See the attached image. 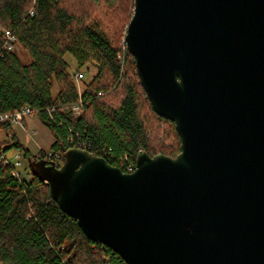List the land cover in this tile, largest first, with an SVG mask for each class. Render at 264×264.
I'll return each instance as SVG.
<instances>
[{
	"label": "water",
	"instance_id": "1",
	"mask_svg": "<svg viewBox=\"0 0 264 264\" xmlns=\"http://www.w3.org/2000/svg\"><path fill=\"white\" fill-rule=\"evenodd\" d=\"M124 41L179 152L124 173L62 148L32 176L126 264H264V0H134Z\"/></svg>",
	"mask_w": 264,
	"mask_h": 264
},
{
	"label": "trees",
	"instance_id": "2",
	"mask_svg": "<svg viewBox=\"0 0 264 264\" xmlns=\"http://www.w3.org/2000/svg\"><path fill=\"white\" fill-rule=\"evenodd\" d=\"M133 9L134 0H0V27L16 38L8 51L0 31V114L32 110L52 134L47 152L62 161V148L77 143L124 173L134 171L141 150L149 157H175L180 139L174 124L153 112L135 61L122 48ZM16 47L27 54V63ZM66 54L77 70H96L81 93ZM76 105L79 115L72 112ZM12 128L0 124L10 131L0 157L15 150L26 160H40L45 152L32 155ZM0 264L126 263L89 240L51 199L46 184L35 177L16 179L0 158Z\"/></svg>",
	"mask_w": 264,
	"mask_h": 264
},
{
	"label": "rangeland",
	"instance_id": "3",
	"mask_svg": "<svg viewBox=\"0 0 264 264\" xmlns=\"http://www.w3.org/2000/svg\"><path fill=\"white\" fill-rule=\"evenodd\" d=\"M123 39H121V42ZM16 54L22 61V63H27L28 56L27 54L22 51L19 47H16L15 50ZM64 59L66 60L68 64V72L72 75L74 79L75 86L77 88V92L81 93L83 91V85L84 82H88L91 77L96 73V70L90 66L89 71H87L85 68L77 70L76 64L74 59L71 55L66 54ZM81 73L83 74V79L80 81H77L75 78V74ZM56 85L53 88V95L57 92ZM24 122H26V125L24 123H21L20 125H13V132L15 133L16 137L20 141L22 145L26 147V149L32 154L37 155L41 151L47 152L50 151V146L53 142V137L51 132L41 123L37 115H33L31 117H27ZM22 125V126H21ZM10 131H4L0 130V148H5L8 145V134ZM15 155H20L21 161L23 166L27 165V160L24 157V153L18 152L15 150L8 151L6 153V157L9 160H13V157Z\"/></svg>",
	"mask_w": 264,
	"mask_h": 264
},
{
	"label": "built area",
	"instance_id": "4",
	"mask_svg": "<svg viewBox=\"0 0 264 264\" xmlns=\"http://www.w3.org/2000/svg\"><path fill=\"white\" fill-rule=\"evenodd\" d=\"M32 13V12H31ZM0 31L3 33V37L5 38V47L8 51H12L15 46L14 43L16 41V38L14 35L10 34L6 29H3L0 27ZM122 48L123 51L126 50V43L123 40L122 41ZM75 78L77 81H80L83 79V74L77 73L75 74ZM72 112L74 115L80 114L79 106H74L72 108ZM35 115V113L30 110L28 107H25L19 111H15L13 113H6V114H0V124L1 123H9L11 125H20L23 123V121L27 117H31ZM72 142V141H71ZM73 148H78L85 150V144L77 143L76 146ZM1 160H3L4 165H10L12 167V176L20 181H30L32 180L33 176L29 170L28 162L27 165L23 166L20 155H15L13 157V160H9L5 155H2ZM40 160H44L47 163H52L55 167H60L63 163L61 156L58 153H52V152H45L41 155ZM131 167L128 169L130 170ZM131 171V170H130Z\"/></svg>",
	"mask_w": 264,
	"mask_h": 264
},
{
	"label": "crops",
	"instance_id": "5",
	"mask_svg": "<svg viewBox=\"0 0 264 264\" xmlns=\"http://www.w3.org/2000/svg\"><path fill=\"white\" fill-rule=\"evenodd\" d=\"M24 125H26V122H24ZM22 126V125H21Z\"/></svg>",
	"mask_w": 264,
	"mask_h": 264
}]
</instances>
